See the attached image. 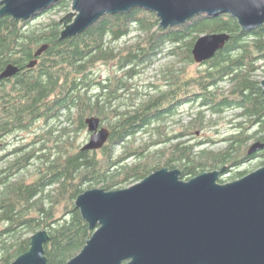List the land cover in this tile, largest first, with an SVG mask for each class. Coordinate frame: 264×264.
I'll use <instances>...</instances> for the list:
<instances>
[{
	"label": "trees",
	"instance_id": "16d2710c",
	"mask_svg": "<svg viewBox=\"0 0 264 264\" xmlns=\"http://www.w3.org/2000/svg\"><path fill=\"white\" fill-rule=\"evenodd\" d=\"M69 1L60 0L26 21L0 17V74L10 64L19 69L16 76L0 80V150L8 138L42 125L49 127V135L61 123L84 129L85 119L93 116L106 124L110 137L101 150L81 151L66 139V128L54 138L39 136L11 151L14 158L0 169V264L27 252L29 235L41 230L50 236L44 247L47 264H65L77 256L92 235L74 206L87 185L111 191L162 168L179 170L180 179L189 180L224 164L237 162L235 168L240 167L238 160L252 159L244 155L248 141L264 144V90L252 78L254 64L264 61V26L243 32L229 15H200L161 31L156 14L142 9L104 16L86 32L63 41L56 20L30 26L43 13L69 7ZM213 33H227L231 39L211 60L199 64L205 69L184 67L153 95L140 93L131 83L167 49L168 56L191 66L194 41ZM132 34L134 43L118 48ZM44 45L47 50L35 59ZM34 60L35 67L28 69ZM98 64H113V74L99 81L92 72ZM226 85L227 95L222 92ZM230 110L239 111L236 117L243 122L223 140L222 151L205 149L213 144L210 140H182L196 130L216 127L211 117ZM183 112L190 119L185 125ZM172 120L181 129L174 135L163 131ZM138 134H149L148 140L134 147ZM254 155L264 161V149ZM4 158L1 155L0 161ZM33 163L41 165L28 181L22 172ZM242 176L245 173H236Z\"/></svg>",
	"mask_w": 264,
	"mask_h": 264
},
{
	"label": "water",
	"instance_id": "95a60500",
	"mask_svg": "<svg viewBox=\"0 0 264 264\" xmlns=\"http://www.w3.org/2000/svg\"><path fill=\"white\" fill-rule=\"evenodd\" d=\"M60 0H1L0 17L26 21ZM60 19V40L86 32L104 16L142 9L156 14L159 28L180 27L196 16L229 15L243 32L264 26V0H72ZM231 39L227 33L201 35L194 41V63L211 60ZM44 45L35 59L44 53ZM35 60L28 69L34 68ZM8 66L0 80L18 74ZM264 90V80L260 83ZM93 116L85 119L90 139L81 151H98L110 131ZM264 149L253 143L245 153ZM225 172L210 171L188 181L180 171L162 168L126 189L94 188L80 194L75 209L92 231L81 252L65 264H264V166L220 184ZM49 233L30 237L29 250L10 264H47Z\"/></svg>",
	"mask_w": 264,
	"mask_h": 264
},
{
	"label": "rangeland",
	"instance_id": "374dc122",
	"mask_svg": "<svg viewBox=\"0 0 264 264\" xmlns=\"http://www.w3.org/2000/svg\"><path fill=\"white\" fill-rule=\"evenodd\" d=\"M1 1V0H0ZM72 0L67 2L66 4L69 3V7L66 5H61L58 6L55 9H52V11H49L47 13H43L39 17H37L35 20L30 22V26L32 27H38L41 25H46L48 24L49 21L51 20H56L60 21L62 17H64L66 14H68L71 9H70V3ZM136 34H132L129 38H127L124 41H121L118 45V48H122L123 45H129L134 43ZM160 57L153 63L151 66L149 65L148 67L144 68L142 73H140L131 83L133 84L134 87L137 88V90L140 93H143L144 95H153L156 93V90L159 89H164L168 86V83L172 82V78L174 75L177 76V74L180 72L182 68H189L191 71H196L198 69H205L206 67H201L200 65L193 63L191 66L188 67L187 64L184 62H180L179 60H176L172 58L171 56H168V49L165 50V52L162 55H159ZM257 68L256 73L252 78H254L257 81H263L264 80V61L256 62L254 64ZM113 64H98L95 66L92 72L98 77V80H105L110 74L112 75V70ZM228 90H230L229 86H223L222 92L225 93V95L228 94ZM187 108H184V112L186 113ZM183 112L182 114V119H183V124H187L190 119H187L185 116V113ZM239 111H228L224 113L220 117H211L213 120L217 121L216 127L213 128H204L200 130H196L192 133V136L187 137L186 139H182L183 141H190L191 144L194 143H200V142H205V140H210L213 141V144L208 146H204V148L212 151L213 153H217L222 151L225 148V143H223V140H225L229 135L237 133L239 130V124L243 122L240 118L236 117ZM207 119L209 118V115H206ZM104 124V123H103ZM106 127V124H104ZM167 129L164 127L163 131H166L169 134L174 135L175 133H179L181 130L178 125H174L173 120L170 121L169 126H166ZM69 129L70 132L68 135H66V139H69L70 142L78 148L83 147L85 144L89 142L90 139V134L87 132V129H81V130H76L75 126L73 124H68V123H61L58 124L57 126V131L56 133H53L52 135L47 134L49 132V127L46 125H42L41 128L34 129L30 134L26 133H21L19 135H15L11 138H8L6 148L4 150H0V157L5 156L4 160L0 161V169L2 168V163L7 160L13 159L14 155L11 151L16 146L20 145H28L32 144L35 139L39 136H42L47 140V138H54L59 134L61 129ZM148 135L149 134H138L136 138L134 139V147L137 145H140L148 140ZM255 142L253 141H248L247 144H245L244 147V152L247 153L248 148ZM46 146L51 147L52 142H48ZM32 148V147H31ZM27 149H30L28 147ZM27 149L23 150V152L27 151ZM151 149V148H150ZM153 149H151L152 151ZM121 152L117 149V153ZM244 153V155H245ZM144 154V153H143ZM134 160H131L133 162ZM264 161L261 157L254 158L252 160L244 162L240 167H237L235 172L239 173H245V176L252 173L253 171L257 170L258 168H261L263 165ZM28 171L22 172V176L27 177L28 181H32L36 175L37 170L40 168L41 164L38 163H33ZM226 165V164H224ZM208 172V171H205ZM242 176V177H245ZM240 177V178H242ZM193 178V177H192ZM237 178L236 175H224L222 177V180L220 184H227L231 183L234 180L240 179ZM188 181V180H185ZM136 184V183H133ZM132 184H122L119 185V187L111 190H119V189H126L130 187ZM89 186V185H87ZM87 186H85V191L91 190L94 188H99L98 186H92L91 188L87 189ZM101 189V188H99ZM1 227V226H0ZM33 234H30L29 237H31Z\"/></svg>",
	"mask_w": 264,
	"mask_h": 264
},
{
	"label": "flooded vegetation",
	"instance_id": "af4514ba",
	"mask_svg": "<svg viewBox=\"0 0 264 264\" xmlns=\"http://www.w3.org/2000/svg\"><path fill=\"white\" fill-rule=\"evenodd\" d=\"M245 155H246V154H245ZM246 156H247V155H246ZM253 156H256V155H252V156H249V157L252 158V159H254L255 157H253ZM252 159H251V160H252ZM240 160H241V159H240ZM240 160H238V161H239L240 166H241L243 163H241ZM235 163H237V162H233V163H230V164H226V165L220 166L219 168H214V170H211V171H220L221 168H225V172H224L222 175L219 176V181H221V180H222V177H223L224 175H227V174H230V175H236L237 172H235V170H236L237 168H235V167H236V166L234 165ZM239 163H238V164H239ZM208 172H210V171H208ZM219 181H218V182H219Z\"/></svg>",
	"mask_w": 264,
	"mask_h": 264
}]
</instances>
